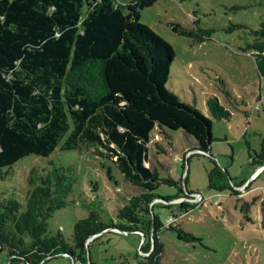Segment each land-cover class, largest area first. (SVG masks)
Listing matches in <instances>:
<instances>
[{"label":"trees","instance_id":"1","mask_svg":"<svg viewBox=\"0 0 264 264\" xmlns=\"http://www.w3.org/2000/svg\"><path fill=\"white\" fill-rule=\"evenodd\" d=\"M156 2L0 0V180L8 175L2 170L19 160L46 158L59 149L108 161L138 191L118 209L120 226H108L91 212L75 224L70 245L60 232L48 231V221L72 192L70 178L54 165L33 169L24 211L14 199L0 200V252L12 263L46 264L67 255L87 264L86 241L112 229L143 234L141 250L151 254L139 264H159L162 225L152 193L161 181L147 166L150 135L181 130L196 142L189 151L202 156L213 141V123L166 88L174 50L140 22V12ZM254 35V64L264 80V22ZM206 108L214 120L231 117L216 98ZM256 157L257 168L264 165V140ZM210 162L208 189L237 194L234 188L243 183H233ZM178 191L172 201L183 197ZM180 208L192 207L182 202Z\"/></svg>","mask_w":264,"mask_h":264},{"label":"rangeland","instance_id":"2","mask_svg":"<svg viewBox=\"0 0 264 264\" xmlns=\"http://www.w3.org/2000/svg\"><path fill=\"white\" fill-rule=\"evenodd\" d=\"M140 22L174 50L166 88L213 123L209 155L191 153L196 142L181 130L162 135L155 129L150 135L147 166L161 181L152 193L158 198L153 213L162 225L159 264H264V170L257 172L255 163L264 140V80L252 49L254 32L264 22V0H157L140 12ZM211 98L230 112L228 120L211 118L206 108ZM210 159L233 183H243L234 188L237 194L208 189ZM53 165L65 169L72 192L48 221L50 234L60 232L72 245L75 224L91 212L108 226L122 224L117 211L138 191L108 161L89 152L56 149L46 158L19 160L2 170L8 175L0 180V200L14 199L24 211L31 171ZM167 179L174 185L162 182ZM179 188L183 197L172 201ZM182 202L192 208L183 212ZM95 238L85 248L87 264H139L151 254L141 250L136 232L106 229ZM0 264L15 263L2 251ZM46 264L80 263L59 255Z\"/></svg>","mask_w":264,"mask_h":264},{"label":"water","instance_id":"3","mask_svg":"<svg viewBox=\"0 0 264 264\" xmlns=\"http://www.w3.org/2000/svg\"><path fill=\"white\" fill-rule=\"evenodd\" d=\"M191 153H198V152H196V151H192ZM202 154L209 155V152H207V153H202ZM262 166H264V165H262ZM155 201H156V200H155ZM115 231L120 232V233H123V234H126L125 232H121V231H118V230H115ZM97 235H99V234H97ZM97 235H94V236L90 237V238L86 241L85 248H87V245H88V243L90 242V240L94 239ZM140 235L142 236V243H143V242L145 241V236H144L143 234H140Z\"/></svg>","mask_w":264,"mask_h":264},{"label":"built area","instance_id":"4","mask_svg":"<svg viewBox=\"0 0 264 264\" xmlns=\"http://www.w3.org/2000/svg\"><path fill=\"white\" fill-rule=\"evenodd\" d=\"M262 170H264V166H261V167H259L258 169H257V171H262ZM242 187H240V189H241Z\"/></svg>","mask_w":264,"mask_h":264},{"label":"crops","instance_id":"5","mask_svg":"<svg viewBox=\"0 0 264 264\" xmlns=\"http://www.w3.org/2000/svg\"><path fill=\"white\" fill-rule=\"evenodd\" d=\"M259 167H260V166H259ZM259 167H258V168H259ZM258 168H257V169H258ZM256 171H257V170H256ZM257 172H258V171H257Z\"/></svg>","mask_w":264,"mask_h":264}]
</instances>
